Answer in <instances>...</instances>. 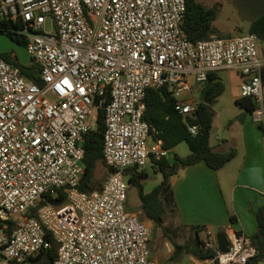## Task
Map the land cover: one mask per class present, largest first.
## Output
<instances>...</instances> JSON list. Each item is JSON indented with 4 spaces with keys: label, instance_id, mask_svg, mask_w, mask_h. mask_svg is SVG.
I'll list each match as a JSON object with an SVG mask.
<instances>
[{
    "label": "built area",
    "instance_id": "built-area-1",
    "mask_svg": "<svg viewBox=\"0 0 264 264\" xmlns=\"http://www.w3.org/2000/svg\"><path fill=\"white\" fill-rule=\"evenodd\" d=\"M186 0H0V21L26 40L40 83L0 55V264H33L56 242L52 264H154L152 225L127 206L132 167L169 157L145 119L148 91L168 89L183 116L195 111L193 88L211 72L235 70L241 97L264 120V40L249 32L197 42L184 33ZM52 30H47V22ZM105 111L100 189H80L85 136ZM196 135L198 127L189 126ZM66 193L55 206L48 197ZM44 204L41 205V203ZM222 252L209 232L205 264H247L251 239L228 227Z\"/></svg>",
    "mask_w": 264,
    "mask_h": 264
},
{
    "label": "trees",
    "instance_id": "trees-1",
    "mask_svg": "<svg viewBox=\"0 0 264 264\" xmlns=\"http://www.w3.org/2000/svg\"><path fill=\"white\" fill-rule=\"evenodd\" d=\"M259 8L258 14L251 21L249 33L256 34L264 40V0H257ZM254 1L255 3L257 2ZM187 12L183 22L185 36L193 42L210 39L213 37H224L213 25L217 18V11L214 8H208L199 0H186ZM17 25L11 21H0V33L7 34L17 44L26 47V40L10 31V28H16ZM7 61L20 68L22 75L27 79L40 83L38 77L39 67L30 62L24 65L17 56L9 53H0ZM225 84L221 81L215 72L208 75L205 83L194 86L199 92L195 111L187 116L180 115L175 110L176 97L168 89L148 91L145 99L147 110L145 119L150 124V133L154 139H162L164 147L172 149L179 144L186 142L189 145L190 153L185 157L175 155L173 161L168 158L155 160L152 158L153 167L156 172L162 174V181L155 186L150 192H145L144 181L149 175L145 168L139 169L132 167L126 170L125 174L130 185L138 189V194L142 202L141 212L142 219L151 221L154 226H161L165 221L168 211L169 202L172 201L171 178L179 170L185 169L192 165L204 162L209 168L219 170L230 160H232L236 151L223 153L217 152L211 145V135L216 118L213 105L217 103L218 98L225 91ZM237 104L244 108L247 113H253L258 106L251 97H241ZM198 127L196 135L189 131V126ZM105 133V111L99 109L97 112L95 127L85 136V173L82 178L80 189L84 192H90L94 189H100L106 181L99 182L96 178V172L100 165L106 166L103 157V138ZM225 140V139H224ZM107 167V166H106ZM109 175L111 170L109 168ZM55 206L62 205L66 202V193L61 190L58 197L47 198ZM44 202L41 203V205ZM258 228L256 233L251 237L252 244L257 249L255 257L248 260L247 264H260L264 261V205L256 212ZM200 229V227H196ZM58 246L52 241V247L37 257L32 259L33 264H52L57 255ZM192 254L200 260H209L216 256L213 250H206L204 242L196 239L194 242H187L184 245H177L173 259L180 257L182 254Z\"/></svg>",
    "mask_w": 264,
    "mask_h": 264
},
{
    "label": "crops",
    "instance_id": "crops-1",
    "mask_svg": "<svg viewBox=\"0 0 264 264\" xmlns=\"http://www.w3.org/2000/svg\"><path fill=\"white\" fill-rule=\"evenodd\" d=\"M251 4L252 10L258 14V1H252ZM254 18L250 20L247 32ZM220 33L224 37L230 36L228 33ZM259 51L260 57L264 59V44H261ZM215 73L226 88L213 105L216 118L211 138L213 131L216 133V140L220 141V131H224L227 138H224V143L215 142L214 145L211 140V145L217 152L235 150L236 155L219 170H213L201 162L179 170L171 178V205L179 217V222L175 221L173 228L174 231L189 229V243L196 239L205 242L209 232L215 237L219 233L226 234L228 227L251 239L258 228L256 212L264 205V129L256 123L252 113H247L237 104L245 79L235 70H220ZM235 73L239 76L232 77ZM192 98L197 100L198 96L192 92ZM179 145L169 149L170 161H173L175 155H188L179 154ZM171 155L173 159L170 158ZM148 164L153 167L152 161ZM153 169L155 170L154 167ZM170 252L169 249V254ZM187 256L188 261H183V256L178 257L182 259L177 261L183 262L182 264H205L204 260L190 253ZM172 257L170 255L171 260ZM260 264H264V261Z\"/></svg>",
    "mask_w": 264,
    "mask_h": 264
},
{
    "label": "rangeland",
    "instance_id": "rangeland-1",
    "mask_svg": "<svg viewBox=\"0 0 264 264\" xmlns=\"http://www.w3.org/2000/svg\"><path fill=\"white\" fill-rule=\"evenodd\" d=\"M208 8H214L217 11V18L213 22L214 27L222 33H228L230 35H239L246 33L247 26L252 18H254L257 12L252 10V1L255 0H199ZM257 1V0H256ZM47 30H52V22L48 20ZM0 53H9L17 56L20 62L24 65L30 63V57L27 53L26 47L17 44L7 34L0 33ZM234 73V72H233ZM238 77L237 73L232 74V77ZM235 88H237L235 86ZM238 90V89H236ZM194 95L199 96V92L194 89ZM260 109L264 111V97L261 103ZM92 125L95 127L96 120L94 116L91 118ZM258 125L264 129V120L257 122ZM215 133V131H213ZM211 138L213 145L218 142L224 143V131H220V141L216 140V133ZM153 136L150 137L149 143H153ZM189 145L183 142L179 145V154L185 156L190 153ZM173 159V155L170 156ZM145 169L149 172V178L144 181L145 192H150L154 186H156L163 178L162 174L155 172L153 167L148 164ZM109 172L106 166L100 165L96 172V178L99 182L107 181L109 178ZM142 202L140 200L138 189L135 186H131L128 191L127 206L130 210L136 212L142 219L141 212ZM143 220V219H142ZM147 221V220H144ZM175 221L179 222L178 213L171 205V201L168 205V211L165 216V221L161 226L152 225V240L150 242V251L154 264H182L183 262L177 261L182 258L170 259V255H174L177 245H184L189 242V229H179L174 231L173 225ZM169 249L171 250L169 254ZM183 261H188L187 254H182Z\"/></svg>",
    "mask_w": 264,
    "mask_h": 264
},
{
    "label": "water",
    "instance_id": "water-1",
    "mask_svg": "<svg viewBox=\"0 0 264 264\" xmlns=\"http://www.w3.org/2000/svg\"><path fill=\"white\" fill-rule=\"evenodd\" d=\"M224 138L226 139L227 136H224ZM216 239L219 244V249L222 252H228L229 246H230V241H229L228 236L225 233H219L217 234Z\"/></svg>",
    "mask_w": 264,
    "mask_h": 264
}]
</instances>
